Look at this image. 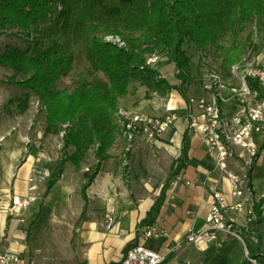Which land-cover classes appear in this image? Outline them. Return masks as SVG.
Masks as SVG:
<instances>
[{"label":"trees","instance_id":"16d2710c","mask_svg":"<svg viewBox=\"0 0 264 264\" xmlns=\"http://www.w3.org/2000/svg\"><path fill=\"white\" fill-rule=\"evenodd\" d=\"M103 3L116 6L119 11L105 13L99 5H93L88 14L81 0H0V28H16L29 34L38 30L45 19L55 17L52 35L62 33L65 37L60 48L44 47L40 39H34L26 49L9 46L0 52V65L14 71L12 78L28 92L27 100L31 94L37 97L46 113L44 135L64 132L63 146L70 152L60 163L61 170L67 163L80 169L88 152L95 150L97 165L92 175L87 174L86 186L110 158V151L121 135L119 100L128 95L130 79L145 77L159 92L175 89L184 96V86L190 82V58L185 45L193 44L202 52L214 47L231 72L241 61L240 52L219 42L238 34L257 17L264 18V0H128L124 3L103 0ZM120 26L128 33H123ZM69 33L86 39L85 55L94 71L105 75L108 87L83 80L72 91L58 88L59 81L71 72L74 63ZM108 36L118 38L119 42L108 40ZM159 54L167 55L174 64L179 86L168 84L148 64L150 58ZM18 102L19 112L23 113L27 104ZM179 172L180 167L174 177ZM57 182L58 179L51 180L48 189ZM162 204L163 200L159 199L143 226L154 223ZM263 206L264 197L255 204L257 219L251 226L264 223ZM252 234L255 235L248 231L250 236L245 238L246 257L239 241H226L211 264H264L262 239L255 243Z\"/></svg>","mask_w":264,"mask_h":264},{"label":"crops","instance_id":"0c3cea01","mask_svg":"<svg viewBox=\"0 0 264 264\" xmlns=\"http://www.w3.org/2000/svg\"><path fill=\"white\" fill-rule=\"evenodd\" d=\"M128 97L129 93L119 100V110L143 114V105L126 110ZM173 101L181 111V119L154 147L141 141L135 144L127 161L131 170L124 166L125 141L119 135L110 158L102 163L88 186L90 169L81 167L77 171L67 163L63 170L60 168L61 178L47 190L45 199L26 210L20 222L7 209L14 199L28 195L29 175L35 162L40 161L30 157L16 175L13 187L0 189V252L18 255L20 264H120L127 251L138 245L168 254L176 240L184 239L192 229L204 227L214 190L222 192L232 203L226 174L217 168L201 136L188 130L186 102L177 98ZM222 105L229 114L237 109L234 99L224 100ZM144 113L160 117L168 112L162 109L158 114ZM256 142L259 155L252 170V187L253 200L258 203L264 197V128ZM57 159L56 156L54 161ZM141 161L154 169L150 173L153 175L174 177L180 167L178 175L182 180L173 184L177 175L166 185L141 178L144 174L139 166ZM257 168L261 180L257 179ZM49 169L54 174L56 167L50 165ZM231 169L235 167L231 165ZM159 199L163 204L152 225L168 230L172 238L144 241L141 234L147 226L142 223ZM109 217L113 221L110 226ZM216 251L213 246L202 253L178 249L170 254L166 264H210Z\"/></svg>","mask_w":264,"mask_h":264},{"label":"built area","instance_id":"2783aa9c","mask_svg":"<svg viewBox=\"0 0 264 264\" xmlns=\"http://www.w3.org/2000/svg\"><path fill=\"white\" fill-rule=\"evenodd\" d=\"M157 62L158 57L154 56L149 59L148 64L153 66ZM231 77L239 84L229 86L219 73H209L202 94L188 98L184 111L189 132L201 136L203 144L214 156L217 168L226 174L234 201L228 202L222 192L214 190L211 210L203 228L192 229L184 239L176 240L168 254L143 245L132 247L120 264H166L170 254L178 249H194L202 253L211 246L220 247L231 237L244 243L240 229L257 219L252 170L259 155L256 137L264 128V66L235 65L232 67ZM225 93L229 96L226 97ZM227 99L236 101L237 109L230 114L223 110V101ZM167 112L166 116L154 117L119 110L121 135L125 141V167L128 165V155L133 152L138 141L154 147L163 134L182 117L181 111L176 108L167 107ZM231 165L235 170L231 169ZM52 177L53 173L49 168L34 167L27 181L28 195L14 199L7 212L22 222L24 212L38 200L39 184L50 182ZM181 180L178 175L173 184ZM108 221L110 226L113 221L110 217ZM141 236L144 241L172 238L168 230L155 225L145 227ZM20 262L18 255L0 252V264Z\"/></svg>","mask_w":264,"mask_h":264},{"label":"rangeland","instance_id":"374dc122","mask_svg":"<svg viewBox=\"0 0 264 264\" xmlns=\"http://www.w3.org/2000/svg\"><path fill=\"white\" fill-rule=\"evenodd\" d=\"M114 1L124 3L128 0ZM81 2L82 7L88 14H90L93 5H99L100 10L105 13L116 14L119 11L118 7L108 6L103 3V0H81ZM55 22V17L45 19L41 22L38 30H33L29 34L20 32L16 28H0V52H4L9 46L26 49L29 44L33 43L34 39H40L44 47L54 46L60 48L64 46L65 37L62 33L58 36L52 35L53 31L51 29L54 27ZM120 29L123 33H128V30L124 26H120ZM68 36L72 41L74 63L71 72L59 81L58 88L72 91L83 80L108 87L109 82L105 75L94 71L85 55L86 39L80 34L69 33ZM107 38L118 40V38H113L112 36H108ZM219 43L224 47H235L239 50L241 61L237 65L264 66V18L261 16L257 17L253 23L246 25L238 34L230 35ZM184 49H186L190 58V82L184 86L185 95L183 96V94L175 89L159 92L145 77L137 80L130 79L128 85L130 90L129 97L125 100L129 108L126 110H134L137 105L139 108L142 105L145 107L141 111H155L157 114L162 109L167 110V107L177 109L176 101H171L177 98L179 101L186 102L190 97H198L203 91V86L207 82L209 73L212 71L219 73L229 86L239 84L237 80L231 77L230 69L225 65L224 58H219V52L214 47L206 52H202L195 45L187 44L184 46ZM157 57L158 62L153 67L159 71L162 78L167 80L168 84L179 86L180 82L175 77V67L170 58L165 54H159ZM13 75V70L6 69L0 65V189L13 187L16 175L30 157L40 160L35 162L34 167L49 168L50 165H55L56 170L54 171L52 180L61 178L60 163L65 154L70 152L63 146L62 138L64 132L48 136L44 135L46 128L45 111L40 107L35 95L31 94L27 100L28 92L21 89L14 82ZM18 101L27 104L23 113L19 112ZM144 112L142 113L146 114ZM94 151V149H91L88 152L82 164V169L89 168L90 170L87 174L91 175L94 173L97 165ZM56 156L58 159L54 161ZM71 166L74 167L73 165ZM139 166L144 173L141 178L152 180L153 183L168 185L169 181L174 178L172 176L150 174L153 173L154 169L148 168L145 161H141ZM125 168L128 171L131 170L129 164ZM258 169H256V176L258 180H261L258 175ZM77 171H81V169H77ZM131 177L129 175V178ZM48 186L49 182L39 184L37 193L38 203L45 199ZM240 230L244 243L232 237L227 241H239L245 257L247 256L245 238L250 236L247 235L248 231L255 233V235L252 234L254 239L250 238L255 243H258L259 238L262 239L264 249V223L254 226H251L250 223L246 228H241ZM213 247L216 248L217 254L219 247Z\"/></svg>","mask_w":264,"mask_h":264},{"label":"water","instance_id":"95a60500","mask_svg":"<svg viewBox=\"0 0 264 264\" xmlns=\"http://www.w3.org/2000/svg\"><path fill=\"white\" fill-rule=\"evenodd\" d=\"M254 263V262H253ZM255 264V263H254Z\"/></svg>","mask_w":264,"mask_h":264}]
</instances>
